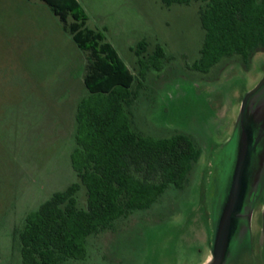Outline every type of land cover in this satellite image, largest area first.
<instances>
[{
	"label": "rangeland",
	"instance_id": "374dc122",
	"mask_svg": "<svg viewBox=\"0 0 264 264\" xmlns=\"http://www.w3.org/2000/svg\"><path fill=\"white\" fill-rule=\"evenodd\" d=\"M79 1L88 26L106 34L137 76L135 127L155 137L191 134L202 154L183 187L170 185L152 207L91 235L87 256L62 264H206L238 166L243 99L264 76V50L247 63L224 58L203 72L194 66L205 37L199 2ZM144 39L145 55L160 43L165 56L142 77L136 50ZM86 65L85 52L46 2L0 0V264H23L18 233L27 215L79 180L71 154L77 107L90 95ZM249 109L252 117L264 112V87ZM248 179L252 223L237 228L224 264H264V137ZM78 197L86 208L85 187Z\"/></svg>",
	"mask_w": 264,
	"mask_h": 264
},
{
	"label": "trees",
	"instance_id": "16d2710c",
	"mask_svg": "<svg viewBox=\"0 0 264 264\" xmlns=\"http://www.w3.org/2000/svg\"><path fill=\"white\" fill-rule=\"evenodd\" d=\"M85 52L84 83L90 95L76 113V147L71 154L78 181L55 192L31 211L18 233L23 264H62L87 256L91 235L114 226L136 210L152 207L170 185L183 187L201 157L194 136L176 132L165 137L144 135L130 107L138 96L136 74L106 34L88 26L79 0H43ZM200 3L205 31L195 68L209 72L224 58L241 56L247 63L264 50V0H164L167 6ZM137 48L145 77L149 65L165 56L158 43ZM142 56V57H141ZM86 188L87 207L78 194Z\"/></svg>",
	"mask_w": 264,
	"mask_h": 264
},
{
	"label": "water",
	"instance_id": "95a60500",
	"mask_svg": "<svg viewBox=\"0 0 264 264\" xmlns=\"http://www.w3.org/2000/svg\"><path fill=\"white\" fill-rule=\"evenodd\" d=\"M264 87V76L252 90L246 93L241 109L242 123L250 101ZM253 157V132L242 127L238 166L232 180L226 208L216 229L213 259L206 264H224L228 247L235 238L238 214L242 212L249 187L248 168Z\"/></svg>",
	"mask_w": 264,
	"mask_h": 264
},
{
	"label": "flooded vegetation",
	"instance_id": "af4514ba",
	"mask_svg": "<svg viewBox=\"0 0 264 264\" xmlns=\"http://www.w3.org/2000/svg\"><path fill=\"white\" fill-rule=\"evenodd\" d=\"M249 108V107H248ZM248 108L246 109L244 118H243V123H242V117L240 114L239 120H238V125H241V130L242 127L244 126L246 129H249L253 132V155L256 154L257 150H258V145L259 142L261 140V138L264 137V112L262 111L261 113H259L260 115L258 116H253V112L251 109L248 110ZM250 115V116H249ZM242 133V132H241ZM249 189V187H248ZM248 193V191H247ZM247 197V195H246ZM262 199V198H260ZM259 200V199H257ZM256 200V202H257ZM256 203L254 205H252L249 208H246V198H245V202H244V207L241 213L238 214L239 219L237 222V228L240 227V225L243 222H247L248 224H251V219H252V215H253V211L255 209Z\"/></svg>",
	"mask_w": 264,
	"mask_h": 264
}]
</instances>
